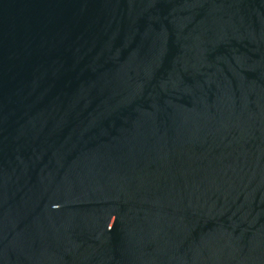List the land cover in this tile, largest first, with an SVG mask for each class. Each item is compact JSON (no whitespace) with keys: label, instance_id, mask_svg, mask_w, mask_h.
Listing matches in <instances>:
<instances>
[{"label":"water","instance_id":"1","mask_svg":"<svg viewBox=\"0 0 264 264\" xmlns=\"http://www.w3.org/2000/svg\"><path fill=\"white\" fill-rule=\"evenodd\" d=\"M0 264H264V0H0Z\"/></svg>","mask_w":264,"mask_h":264}]
</instances>
